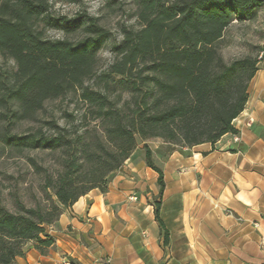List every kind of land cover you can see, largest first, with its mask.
I'll return each instance as SVG.
<instances>
[{
  "label": "trees",
  "instance_id": "trees-1",
  "mask_svg": "<svg viewBox=\"0 0 264 264\" xmlns=\"http://www.w3.org/2000/svg\"><path fill=\"white\" fill-rule=\"evenodd\" d=\"M127 1L133 23L121 25L116 40L84 12L50 17L64 37L49 38L40 21L50 0H0V154L25 157L42 180V197L30 204L10 191L7 204L0 193V264L24 256L27 243L40 254L52 249L49 227L79 197L106 192L138 141L145 165L157 173L153 212L166 246L163 171L145 141L161 139L167 154L185 153L236 133L233 120L260 59L226 60L221 43L226 29L253 20L264 0ZM75 33V40L67 37ZM108 41L111 59L101 66ZM64 99L56 119L46 104ZM21 123L28 126L18 131ZM25 152L57 153V169L49 172Z\"/></svg>",
  "mask_w": 264,
  "mask_h": 264
},
{
  "label": "crops",
  "instance_id": "crops-1",
  "mask_svg": "<svg viewBox=\"0 0 264 264\" xmlns=\"http://www.w3.org/2000/svg\"><path fill=\"white\" fill-rule=\"evenodd\" d=\"M247 91L233 120L238 141L226 133L185 153L156 147L166 246L153 212L157 173L133 152L106 192L93 189L63 210L48 229L52 249L27 243L13 264H264V60Z\"/></svg>",
  "mask_w": 264,
  "mask_h": 264
},
{
  "label": "rangeland",
  "instance_id": "rangeland-1",
  "mask_svg": "<svg viewBox=\"0 0 264 264\" xmlns=\"http://www.w3.org/2000/svg\"><path fill=\"white\" fill-rule=\"evenodd\" d=\"M50 0L51 8L49 16L40 21L41 26H44L45 34L49 38H62L64 34L55 28L50 21V17H66L72 18L78 13H87L99 18L100 24L108 29L113 37L120 39V26L123 24L133 23V18L128 16L130 4L127 0ZM122 3L121 8H118V3ZM71 40L78 38V35L70 34L67 36ZM111 41H108L99 52V64L106 65L111 59L110 54ZM264 49V8H261L257 16L249 21H234L225 31L223 42L221 43L220 52L226 59L244 56L247 54L258 55ZM1 62V60H0ZM6 61L0 63L2 66ZM7 64H11L8 61ZM61 103V104H60ZM66 99L62 102L57 100L48 102L46 108L54 113L57 119L60 108H64ZM71 108V106H69ZM28 126L27 123H21L18 126V131H23ZM160 139L151 138L145 142L152 150L155 160V154L159 149L164 150L165 145L161 144ZM158 147V148H156ZM137 159H143L142 142L138 141L136 148L133 150ZM132 152L131 155L134 153ZM34 156L39 165L46 167L49 172H54L57 169V153L50 152H25V156ZM142 155V156H141ZM156 161V160H155ZM144 162V160H143ZM156 163V162H155ZM42 185L41 176L29 166L25 157H16L11 154H0V193L7 204H10V192H16L17 196L27 204L33 201H38L42 197L40 186ZM148 190V189H147ZM153 203L155 199H152ZM159 264V263H156Z\"/></svg>",
  "mask_w": 264,
  "mask_h": 264
},
{
  "label": "built area",
  "instance_id": "built-area-1",
  "mask_svg": "<svg viewBox=\"0 0 264 264\" xmlns=\"http://www.w3.org/2000/svg\"><path fill=\"white\" fill-rule=\"evenodd\" d=\"M258 59H260V61H263L264 60V51H260L257 55ZM232 138H233V141H238L239 140V135L237 133H233L232 134ZM132 199H134V197H131ZM61 264H69L68 260H64Z\"/></svg>",
  "mask_w": 264,
  "mask_h": 264
}]
</instances>
